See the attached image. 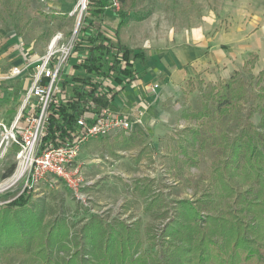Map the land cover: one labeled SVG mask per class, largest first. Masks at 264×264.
Masks as SVG:
<instances>
[{"label": "rangeland", "instance_id": "rangeland-1", "mask_svg": "<svg viewBox=\"0 0 264 264\" xmlns=\"http://www.w3.org/2000/svg\"><path fill=\"white\" fill-rule=\"evenodd\" d=\"M78 1L0 0V54L21 36L28 41L25 49L31 60L42 58L59 34L70 41L80 14V10H76ZM119 2L120 9L146 30L187 27L192 15L197 17L201 13L200 0ZM76 54L82 53L75 51L71 55L63 76L71 69ZM3 61L6 62L3 67L7 68L9 56L2 57ZM262 70L264 67L260 70L242 67L228 78L214 82L205 81L199 75L189 79L177 95L168 100L162 117L154 124L151 120L146 124L148 131H156L153 135L146 131L116 132L90 140L83 146L78 163L88 184L83 188L82 199L74 196L62 182L55 188L42 184L32 189L30 206L41 210L45 220L67 218L73 228L81 226L92 214L109 221L138 224L146 246L148 235L158 232L169 217L180 211L181 200L192 202L203 217L225 212L228 199L217 195L215 169L227 155L225 143L241 131L247 112L258 102L259 92L264 93V77L259 76ZM228 79L234 80L236 87L241 85L245 95L221 109L211 87L216 85L220 89ZM17 89L19 85L7 102L0 99L7 119H12L20 107ZM198 110L203 112L200 119L182 117L183 112ZM251 120L259 124L261 113L257 109ZM19 166L14 145L0 152V185L13 177ZM247 184L243 181L241 187L246 188ZM22 186L21 178L14 185L0 189L3 195L0 208L5 207L3 202L17 195ZM17 259L13 255H0V264H16Z\"/></svg>", "mask_w": 264, "mask_h": 264}, {"label": "trees", "instance_id": "trees-1", "mask_svg": "<svg viewBox=\"0 0 264 264\" xmlns=\"http://www.w3.org/2000/svg\"><path fill=\"white\" fill-rule=\"evenodd\" d=\"M108 9L114 10L113 0L88 1L76 43L82 56L59 81L42 148L74 142L86 112L106 107L117 111L115 99L138 79L136 61L145 63L146 55L119 39L129 15L115 10L120 21L111 32L104 22ZM257 59L251 53L243 67L253 69ZM259 76L264 77V70ZM211 92L221 109L245 95L232 79L220 89L212 86ZM259 93L241 131L225 143L227 155L215 169L217 195L228 199L225 212L203 217L192 202L181 200L180 211L148 235L146 246L140 226L123 220L92 214L77 228L62 216L45 220L41 210L30 206L32 188H25L0 208V255H13L16 264H264V93ZM256 109L259 124L251 120ZM202 116L201 110L182 114L187 119ZM243 181L249 183L246 188Z\"/></svg>", "mask_w": 264, "mask_h": 264}, {"label": "crops", "instance_id": "crops-1", "mask_svg": "<svg viewBox=\"0 0 264 264\" xmlns=\"http://www.w3.org/2000/svg\"><path fill=\"white\" fill-rule=\"evenodd\" d=\"M200 1L201 13L191 16L190 26L146 30L129 16L119 28V39L146 55L145 63L136 61L138 79L115 99L118 111L134 115L139 109L145 110V127L136 133L149 132V120L154 124L162 117L168 100L189 79L198 75L212 82L228 78L244 66L251 53L258 55L253 70L264 67V0ZM104 20L107 30L118 28L120 19L115 10L108 9ZM17 43L18 39L0 54V70L24 60L26 46L22 48ZM7 55L10 65L4 68L6 62H2V57ZM77 59L72 61L67 74L74 71ZM155 84L159 86L154 88Z\"/></svg>", "mask_w": 264, "mask_h": 264}, {"label": "built area", "instance_id": "built-area-1", "mask_svg": "<svg viewBox=\"0 0 264 264\" xmlns=\"http://www.w3.org/2000/svg\"><path fill=\"white\" fill-rule=\"evenodd\" d=\"M88 1H78L76 10H80L79 16H83ZM113 8L120 9L119 0H113ZM78 29L76 25L70 41L64 40L62 34L55 36L42 58L31 60L27 50L24 49L25 56L22 62L0 70V99L10 100L19 85L17 99L20 107L14 118L7 120L5 111L0 110V152L4 153L13 145L17 146V158L20 165L25 164L22 176L23 186L18 194L25 188L36 189L42 184L55 188L62 182L74 196L82 199L83 188L88 184L78 163L83 146L96 138L116 132L130 134L145 126V110L143 109L131 115L106 107L99 113H85L78 121V131L74 142L41 147L46 131L48 107L53 95L60 88L59 81L63 76L66 63L76 51ZM17 44L25 48L28 41L21 36ZM81 56L82 54H76L78 59ZM158 86L155 84L154 88ZM148 133L154 132L149 130Z\"/></svg>", "mask_w": 264, "mask_h": 264}, {"label": "bare ground", "instance_id": "bare-ground-1", "mask_svg": "<svg viewBox=\"0 0 264 264\" xmlns=\"http://www.w3.org/2000/svg\"><path fill=\"white\" fill-rule=\"evenodd\" d=\"M51 45V44H50ZM25 168V164L21 163V165L19 166V168L17 169L16 173L13 175V177L7 179L4 184L0 185V189H5L8 188L12 185H14L15 183H17L23 176V172Z\"/></svg>", "mask_w": 264, "mask_h": 264}, {"label": "water", "instance_id": "water-1", "mask_svg": "<svg viewBox=\"0 0 264 264\" xmlns=\"http://www.w3.org/2000/svg\"><path fill=\"white\" fill-rule=\"evenodd\" d=\"M81 19H82V16L80 15L79 18H78V21H77V27H79Z\"/></svg>", "mask_w": 264, "mask_h": 264}]
</instances>
